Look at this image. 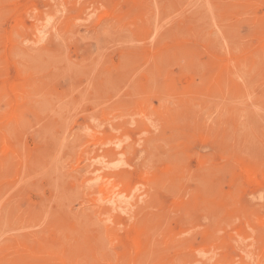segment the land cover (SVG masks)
Wrapping results in <instances>:
<instances>
[{"label": "rangeland", "instance_id": "374dc122", "mask_svg": "<svg viewBox=\"0 0 264 264\" xmlns=\"http://www.w3.org/2000/svg\"><path fill=\"white\" fill-rule=\"evenodd\" d=\"M263 56L264 0H0V264H264Z\"/></svg>", "mask_w": 264, "mask_h": 264}, {"label": "bare ground", "instance_id": "6f19581e", "mask_svg": "<svg viewBox=\"0 0 264 264\" xmlns=\"http://www.w3.org/2000/svg\"><path fill=\"white\" fill-rule=\"evenodd\" d=\"M154 3H155V2H154ZM195 3H196V2H195ZM195 3H194V4H195ZM198 3H199V2H198ZM207 3H208V2H207ZM203 4H205V3H203ZM209 4H210V3H209ZM86 5H87V4H86ZM200 5H201V4H200ZM207 5H208V4H207ZM208 6H209V5H208ZM208 6H207V7H208ZM201 7H202V6H201ZM16 8H17V7H16ZM210 8H211V7H210ZM87 9H88V8H87ZM211 11H212V9H211ZM16 12H17V11H16ZM180 12H181V11H180ZM180 12H179V13H180ZM6 13H7V12H6ZM30 14H31V13H30ZM90 14H91V13H90ZM91 15H92V14H91ZM27 16H28V15H27ZM45 16H46V14L44 15V17H45ZM47 17H48V16H47ZM39 18H40V17H39ZM156 20H157V19H156ZM87 21H88V20H87ZM165 21H167V20L165 19ZM49 22H50V21H49ZM38 24H39V23H38ZM155 24H156V22H155ZM44 25H45V24H44ZM59 25H60V24H59ZM33 27H34V26H33ZM43 27H44V26H43ZM130 27H131V26H130ZM74 28H75V27H74ZM33 30H34V34H35V36H34V35H33V36L36 38V35H39V34L41 33V29H40L39 26H38V27L33 28ZM33 30H32V31H33ZM157 30H158V29H157ZM199 30H200V29H198V31H199ZM43 31H44V30H43ZM155 31H156V30H155ZM131 32H132V31H131ZM156 32H157V31H156ZM15 35H16V34H15ZM46 35H47V34H46ZM153 35H154V34H153ZM217 35H219V34L217 33ZM207 36H208V35H207ZM14 37H15V36H14ZM37 37H38V36H37ZM41 37H42V36H41ZM19 38H20V37H19ZM43 38H44V37H43ZM45 38H46V37H45ZM151 38H152V37H151ZM6 39H7V38H6ZM154 39H155V37H154ZM31 40H33V39H31ZM55 40H56V39H55ZM117 40H118V39H117ZM151 40H152V39H151ZM33 41H35V39H34ZM33 41H32V42H33ZM44 41H45V39H44ZM118 41H119V40H118ZM30 42H31V41H30ZM25 43H26V42H25ZM68 43H69V42H68ZM138 43H139V42H138ZM36 44H37V43H36ZM229 45H230V44H229ZM17 47H18V46H17ZM37 49H38V48H37ZM39 49H40V48H39ZM21 51H22V50H21ZM38 51H39V50H38ZM128 52H129V51H128ZM253 52L256 53V51H253ZM28 54H29V53H28ZM44 54H45V53H44ZM127 54H128V53H127ZM127 54H126V55H127ZM29 55H30V54H29ZM55 55H56V54H55ZM134 55H135V54H134ZM18 56H20V55H17L16 57H18ZM22 56H23V55H22ZM27 56H28V55H27ZM36 56H37V55H36ZM36 56H35V57H36ZM56 56H57V55H56ZM56 56H55V57H56ZM30 57H31V55H30ZM30 57H29V58H30ZM258 57H259V56H258ZM263 57H264V56H263ZM29 58H28V59H29ZM46 58H48V57H46ZM57 58H58V57H56V60H57ZM126 58H127V57H126ZM30 59H33V58H30ZM30 59H29V61H30ZM53 59H54V58H53ZM258 59H259V58H258ZM51 60H52V59H51ZM127 60H128V59H127ZM27 61H28V60H27ZM36 61H37V60H36ZM36 61H35V62H36ZM52 61H53V60H52ZM59 61H60V59H59ZM33 62H34V60H33ZM42 62H43V61H42ZM42 62H40V63L42 64ZM262 62H263V61H262ZM36 63H37V62H36ZM44 63H45V62H44ZM46 63H47V62H46ZM46 63H45V64H46ZM54 63H55V62H54ZM127 63H128V62H127ZM127 63H126V65H127ZM246 63H247V62H246ZM45 64H43V65H45ZM260 64H261V63H260ZM39 65H40V64H39ZM43 65H42V66H43ZM46 65L48 66V65H51V64H48V63H47ZM46 65H45V66H46ZM66 65H67V64H66ZM86 65H87V63H86ZM95 65H96V64H95ZM98 65H99V64H98ZM261 65H262V64H261ZM22 66H25V65H22ZM70 66H71V65H70ZM82 66H83V65H82ZM128 66H129V65H128ZM35 67H36V66H35ZM66 67H67V66H66ZM246 67H247V66H246ZM256 67H257V66H256ZM32 68H33V67H32ZM40 68H41V67L39 66L37 69H40ZM42 69H43V67H42ZM44 69H46V68H44ZM44 69H43V70H44ZM95 69H96V68H95ZM23 70H24V69H23ZM25 70H26V68H25ZM25 70H24V71H25ZM32 70H33V69H32ZM32 70H31V71H32ZM43 70H42V71H43ZM66 70H67V69H66ZM36 71H37V70H36ZM36 71H35V72H36ZM62 71H64V70L62 69ZM28 72H29V71H28ZM69 72H71V71H69ZM89 72H90V71H89ZM242 73H243V72H242ZM73 74H74V73H73ZM66 75H67V74H66ZM74 75H75V74H74ZM258 75H259V74H258ZM76 76H77V75H76ZM127 76H128V75H127ZM59 77H60V76H59ZM63 77H64V75H63ZM117 77H119V76L117 75ZM251 77H252V76H251ZM69 79H70V78H69ZM122 79H123V78H122ZM161 80H162V79H161ZM200 81H201V80H200ZM242 81H243V80H242ZM249 81H250V80H249ZM36 82H37V81H36ZM201 82H202V81H201ZM247 82H248V81H247ZM115 84H116V83H115ZM118 84H119V82H118ZM120 84H121V83H120ZM120 84H119V85H120ZM226 84H227V83H226ZM34 85H35V84H34ZM123 85H124V84H123ZM247 85H248V84H247ZM31 87H32V86H31ZM36 87H37V86H36ZM48 87H49V86H48ZM124 87H125V86H124ZM40 88L42 89V87H40ZM43 88H44V87H43ZM21 89H22V88H21ZM31 89H32V88H31ZM34 89H35V87H34ZM0 90H1V89H0ZM38 90H39V89H38ZM70 90H71V89H70ZM159 90H160V89H159ZM39 91H40V90H39ZM43 91H44V90H43ZM77 91H78V90H77ZM165 91H166V90H165ZM30 92H31V91H30ZM32 92H33V90H32ZM85 92H86V91H85ZM113 92H115V90H114ZM121 92H122V91H121ZM39 93H40V92H39ZM70 93H71V92H70ZM74 93H75V92H74ZM16 94H17V93H16ZM28 94H29V92H28ZM31 94H32V93H31ZM33 94H34V93H33ZM36 94H38V92H37ZM41 94H42V92H41ZM72 94H73V93H72ZM56 95H57V94H56ZM40 96H41V95H40ZM81 96H82V95H81ZM230 96H231V95H230ZM41 97H42V96H41ZM44 97H45V96H44ZM86 97H87V96H86ZM164 97H165V96H164ZM36 98H37V97H36ZM46 98H47V96H46ZM165 98H167V97H165ZM217 98H218V97H217ZM28 99H29V98H28ZM80 99H81V98H80ZM141 99H142V98H141ZM162 99H164V98L162 97ZM81 100H82V99H81ZM84 100H85V99H84ZM158 100H159V99H158ZM218 100H220V99H218ZM43 101H44V100H43ZM92 101H93V100H92ZM94 101H95V100H94ZM5 102H6V101H5ZM55 102H56V100H55ZM70 102H71V101H70ZM79 102L81 103V101H79ZM47 103H48V101H47ZM52 103H53V102H52ZM88 103H89V102H88ZM44 104H45V103H43V105H44ZM83 104H84V103H83ZM3 105H4V104H3ZM61 105H62V104H61ZM86 105H87V104H86ZM7 106H9V105H7ZM62 106H63V105H62ZM62 106H61V107H62ZM234 106H235V105H234ZM42 107H43V106H42ZM44 107H45V106H44ZM53 107H54V106H53ZM63 108H64V107H63ZM65 108H67V107H65ZM45 109H46V108H45ZM53 109H54V108H53ZM119 109H120V108H119ZM118 111H119V110H118ZM257 111H258V110H257ZM16 112H17V111H16ZM119 112H120V111H119ZM50 113H51V111H50ZM50 113H49V114H50ZM99 113H100V112H99ZM216 117H217V116H216ZM131 118H132V117H131ZM129 119H130V118H129ZM260 119H261V118H260ZM114 120H116V119H114ZM119 120H121V119H119ZM130 120H132V119H130ZM144 120H146V119H144ZM90 121H91V120H90ZM107 122H108V121H107ZM146 122H147V120H146ZM149 122H150V121H149ZM94 123H95V122H94ZM133 123H134V122H133ZM26 124H27V123H26ZM95 124H96V123H95ZM129 124H130V123H129ZM21 125H22V124H21ZM40 125H41V124H40ZM130 125H131V124H130ZM149 125H150V124H149ZM11 126H12V124H11ZM14 126H15V125H14ZM109 126H110V125H109ZM132 126H134V124H133ZM85 127H86V126H85ZM10 128H11V127H10ZM99 128L101 129V127H99ZM86 129H87V128H86ZM95 129H96V128H95ZM152 129L154 130L153 127H152ZM39 130H40V129H39ZM7 131H8V130H7ZM12 131H13V129H12ZM86 131H87V130H86ZM88 131H89V130H88ZM118 132H119V131H118ZM9 133H11V131H9ZM9 133H8V134H9ZM13 133H14V132H13ZM86 133H87V132H86ZM96 134H97V133H96ZM143 134H144V132H143ZM86 135H87V134H86ZM100 135H101V134H100ZM11 136H12V134H11ZM92 136H93V135H92ZM17 137H18V136H17ZM214 137H215V136H214ZM52 139H53V138H52ZM256 140H257V139H256ZM62 141H63V140H62ZM108 142H109V141H108ZM118 142H119V141H118ZM120 142H121V141H120ZM182 142H183V141H182ZM260 142H261V141H260ZM122 143H123V142H122ZM122 143H121V144H122ZM126 143H127V142H126ZM177 143H178V142H177ZM262 143H263V142H262ZM14 144H15V143H14ZM63 144H64V143H63ZM109 144H111V143H109ZM121 144H120V145H121ZM61 145H62V144H61ZM113 145H115V144H113ZM263 145H264V144H263ZM18 146H19V145H18ZM107 146H108V145H107ZM178 146H179V145H178ZM101 147H102V146H101ZM116 147H119V146L116 145ZM6 148H7V147H6ZM117 149H118V148H117ZM9 150H10V149H9ZM56 152H57V151H56ZM56 152H55V153H56ZM243 152H244V151H243ZM57 153H58V152H57ZM12 154H13V153H12ZM117 154H118L117 152H114V153H113L114 156H116ZM55 155H56V154H55ZM87 156H88V155H87ZM98 156H99V155H98ZM12 157H13V156H12ZM12 157H11L10 159H12ZM101 158H102V157H101ZM10 159H9V160H10ZM102 159H103V158H102ZM9 160H8V161H9ZM117 160H118V159H117ZM6 161H7V160H6ZM8 161H7V163H8ZM99 161H100V160H99ZM123 161H124V160H123ZM7 163H6V164H7ZM88 163H89V162H88ZM98 163H100V162H98ZM10 164H11V163H10ZM62 164H63V163H62ZM97 165H98V164H97ZM59 166H60V165H59ZM61 166H62V165H61ZM124 166H125V165H124ZM49 167H50V166H49ZM125 167H126V166H125ZM62 168H64V167L62 166ZM4 169L7 170V166H6V165H5V168H4ZM58 169H59V168H58ZM64 169H65V168H64ZM110 169H111V168H110ZM37 170H38V169H37ZM44 170H45V169H44ZM55 170H56V169H55ZM71 170H72V169H71ZM87 170H88V169H87ZM99 170H100L99 168H95V169H94V171H97V172H98ZM108 170H109V169H108ZM111 170H112V169H111ZM51 171H52V170H51ZM62 171H63V170H62ZM8 172H9V171H8ZM8 172H7V173H8ZM52 173H53V172H52ZM58 173H59V172H58ZM34 174H35V173H34ZM42 174H43V173H42ZM85 174H86V173H85ZM87 174H88V173H87ZM97 174H99V173H97ZM5 175H6V174H5ZM22 176H23V175H22ZM1 178H2V177H1ZM5 178H6V177H5ZM5 178H4V179H5ZM60 178H61V177H60ZM99 178H100V177H99ZM99 178H98V179H99ZM6 179H7V178H6ZM32 179H33V178H32ZM29 180H30V179H29ZM92 180H93V179H92ZM99 181H100V180H99ZM20 182H21V181H20ZM66 183H67V182H66ZM21 184H22V183H21ZM26 184H27V183H26ZM87 184H89V183L87 182ZM87 184H86V185H87ZM105 184H106V183H105ZM54 185H55V184H54ZM56 185H57V184H56ZM64 185H65V184H64ZM106 185H107V184H106ZM119 186H120V185H119ZM15 187H16V186H15ZM99 187H100V186H99ZM107 187H108V186H107ZM141 187H142V186H141ZM59 188H60V187H59ZM105 188H106V187H105ZM116 188H118V187H116ZM137 188H138V187H137ZM107 189H108V188H107ZM109 189H110V188H109ZM113 189H114V188H113ZM141 189H142V188H141ZM3 190H4V189H3ZM104 190H105V189H104ZM110 190H112V189H110ZM116 190H117V189H116ZM142 190H143V189H142ZM4 191H5V190H4ZM113 191H114V192H113ZM113 191H109V190H108L109 193H110V192H113V194L110 193V194H111V197H113L112 195H115V194H116V193H115V190H113ZM104 192H105V191H104ZM106 192H107V191H106ZM19 193H20V192H19ZM136 193H137V192H136ZM14 194H15V193H14ZM110 194H108V196H109ZM5 195H6V194H5ZM68 195H69V194H68ZM120 195H122V194H120ZM13 196H14V195H13ZM108 196H107V197H108ZM115 196H116V195H115ZM115 196H114V197H115ZM118 196H119V195H118ZM111 197H110V198H111ZM216 197H217V196H216ZM136 198H137V197H136ZM140 198H141V197H140ZM208 198H209V197H208ZM71 199H72V198H71ZM74 199H75V198H74ZM100 199H101V198H100ZM124 199H125V198H124ZM126 199H127V198H126ZM154 199H155V198H154ZM109 200L112 201V199H109ZM134 200H135V199H134ZM210 200H211V199H210ZM62 201H63V200H62ZM68 201H69V200H68ZM95 202H96V201H95ZM103 202H105V201H103ZM116 203H118V202H116ZM0 204H1V203H0ZM86 204H87V203H86ZM103 204H104V203H103ZM110 204H111V202H110ZM114 204H115V203H114ZM107 205H108V204H107ZM111 205H113V204H111ZM128 205H129V204H128ZM186 205H187V204H186ZM49 206H50V205H49ZM55 206H56V205H55ZM135 206H136V205H135ZM5 207H6V206H5ZM79 207H80V206H79ZM117 207H119V206H117ZM126 207H127V205H126ZM6 208H7V207H6ZM64 208H65V207L63 206V209H64ZM133 208H134V207H133ZM186 208H187V207H186ZM7 209H8V208H7ZM9 209H10V207H9ZM131 209H132V208H131ZM144 209H145V208H144ZM66 210L68 211V209H66ZM129 210H130V208H129ZM43 211H44V210H43ZM43 211H42V212H43ZM64 211H65V210H64ZM86 211L88 212V210H86ZM32 212H33V211H32ZM42 212H41V213H42ZM84 212H85V211H84ZM96 212H97V211H96ZM7 213H8V211H7ZM108 213H109V212H108ZM118 213H120V212H118ZM9 214H10V213H9ZM89 214H90V213H89ZM123 214H124V213H123ZM32 215H33V213H32ZM49 215H50V214H49ZM107 215H108V214H107ZM65 216H66V215H65ZM49 217H50V216H49ZM91 217H92V216H91ZM3 218H4V217H3ZM58 218H59V217H58ZM107 218H108V217H107ZM9 219H11V218H8V220H9ZM30 219H31V218H30ZM41 219H42V218H41ZM48 219H49V218H48ZM53 219H54V218H53ZM53 219H52V220H53ZM90 219H91V218H90ZM142 219H143V218H142ZM1 220H2V219H1ZM6 220H7V219H6ZM6 220H5V221H6ZM97 220H98V219H97ZM110 220H111V219H110ZM29 221H31V220H29ZM35 221H36V220H35ZM46 221H47V220H46ZM131 221H132V219H131ZM47 222H48V221H47ZM96 222H97V221L95 220V223H96ZM105 222H106V221H105ZM119 222H120V221H119ZM212 222H213V221H212ZM7 223H8V222H7ZM28 223H29V222H28ZM78 223H79V222H78ZM33 224H34V223H33ZM44 224H45V222H44ZM42 225H43V224H42ZM17 226H18V225H17ZM21 226H22V225H21ZM26 226H29V225H26ZM30 226H31V224H30ZM120 226H121V225H120ZM247 226H248V225H247ZM1 227H2V226H1ZM3 227H4V226H3ZM41 227H43V226H41ZM116 227H117V226H116ZM121 227H122V226H121ZM31 228H32V227H31ZM31 228H28V229H31ZM201 228H202V227H201ZM32 229H33V228H32ZM32 229H31V230H32ZM25 230H26V229H25ZM101 230H102V229H101ZM4 231H5V230H4ZM21 231H22V230H21ZM26 231H27V230H26ZM32 234H33V233H32ZM182 235H183V234H182ZM181 237H182V236H181ZM187 237H188V236H187ZM18 238H19V237H18ZM20 239H21V238H20ZM99 239H100V238H99ZM240 239H241V238H240ZM252 239H253V238H252ZM252 239H251V240H252ZM251 240H249V241H251ZM45 241H46V239H45ZM45 241H44V242H45ZM26 243H27V242H26ZM101 243H102V242H101ZM104 243H105V241H104ZM112 243H113V242H112ZM241 243H242V241H241ZM245 243H246V242H245ZM1 244H2V243H1ZM102 244H103V243H102ZM184 244H185V243H184ZM4 246H5V245H4ZM37 247H38V246H37ZM3 248H5V247H3ZM34 249H35V248H34ZM3 251H5V250H3ZM32 252H33V251H32ZM199 253H200V252H199ZM210 253H212V252H210ZM214 253H215V252H214ZM48 254H49V253H48ZM204 254H205V253H204ZM27 255H28V254H27ZM85 255H86V254H85ZM8 256H9V255H8ZM70 256H71V255H70ZM100 256H101V255H100ZM198 256H199V254H198ZM214 256H215V255H214ZM261 256H262V255H261ZM27 257H28V256H27ZM151 257H152V256H151ZM40 258H41V256H40ZM247 258H248V257H247ZM245 259H246V258H245ZM212 260H214V258H213ZM248 260H249V259H248ZM16 262H17V261H16ZM22 262H23V261H22ZM146 262H147V261H146ZM17 263H18V262H17ZM199 263H200V262H199ZM218 263H219V262H218ZM251 263H252V262H251ZM11 264H12V263H11ZM209 264H210V263H209ZM256 264H257V263H256Z\"/></svg>", "mask_w": 264, "mask_h": 264}]
</instances>
